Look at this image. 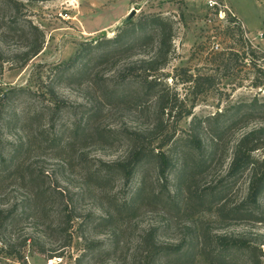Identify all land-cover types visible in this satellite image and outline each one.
<instances>
[{"label":"rangeland","instance_id":"374dc122","mask_svg":"<svg viewBox=\"0 0 264 264\" xmlns=\"http://www.w3.org/2000/svg\"><path fill=\"white\" fill-rule=\"evenodd\" d=\"M18 1L21 6L15 13L16 24L10 21L13 11L0 8V96L11 87L43 92L44 87L50 86L56 91V100L64 102V106L54 117L55 110L47 95L25 93L15 95L8 107L3 108L0 152L13 148L18 152L15 167L1 168L0 172V209L15 213L10 226L0 233V264H47L49 256L58 253L62 259L59 264H74V259L85 251V241L106 243L111 232H115L118 241L111 255L101 260L87 258L83 264H131L139 237L148 226L158 228V241L164 244L187 243L201 234L212 239L226 236L237 244L255 247L254 253L264 264V192L256 204L246 203L247 173L229 178L226 175L232 147L244 129L220 139L215 153L198 167L197 152L185 154L186 164H195L192 174L179 177L173 171L168 178L171 190L193 195L183 206L168 201L164 193L157 200L144 197L133 208L122 210L119 207L137 187V176L129 185L119 177L102 187L93 180L85 184V168L80 159L122 161L128 154L130 133L143 130L151 119L149 112L157 106L154 98L143 97L136 84L122 82L120 76L128 63L151 57L155 39L104 60L91 54L85 69L68 68L86 42L113 38L130 14L133 21L141 15L171 19L173 51L167 68L157 73L167 86L168 99L175 94L181 100L186 95L184 102L189 110L193 93L188 89L190 84L182 83L185 76L212 75L215 79L214 87L196 98L191 116L176 123L173 118L168 120L175 136L182 138L183 148L185 141L190 140L185 138L192 117L205 119L230 103L249 100L254 95L264 103V89L251 88L248 80H243L248 71L243 64L246 62L239 60V67L229 78L224 76L222 67L215 71L213 62L215 53L236 51L243 46V39L264 54V0H213L212 8L198 0ZM29 25L41 30L44 44L37 57L20 66L21 60L13 54L25 49ZM92 106L95 112L88 123L91 133L84 139L75 131ZM263 126L264 115L251 120L245 130ZM54 132L57 140L50 143ZM259 142L261 148L255 158L262 161L264 136ZM31 174L39 176L37 183L42 188L50 186L60 193L43 200L56 207L61 206L68 193L86 188L76 199L78 216L70 229V245L65 248L61 247L57 234L45 233L38 224L55 220L53 214L46 216L31 208L30 203H23L34 190L28 178ZM146 175L148 180L155 177L153 163L147 165ZM151 188L155 185L148 186V190ZM195 194H200L199 199ZM24 206L28 210L20 214ZM108 212H113V219L109 223L99 222ZM87 214L90 218L81 226ZM43 247L45 252L41 254L38 249ZM236 256V264L249 262L241 254ZM194 264L209 263L196 257Z\"/></svg>","mask_w":264,"mask_h":264},{"label":"trees","instance_id":"16d2710c","mask_svg":"<svg viewBox=\"0 0 264 264\" xmlns=\"http://www.w3.org/2000/svg\"><path fill=\"white\" fill-rule=\"evenodd\" d=\"M3 6L13 11L14 14L10 21L16 24L15 13L21 6L20 1L0 0V8ZM173 31L174 22L171 19L162 15H141L135 21L132 19L126 21L113 38L86 42L68 67H78V70H82L91 61V54L95 55L96 59L104 60L116 56L121 50L134 48L147 40L155 39L156 41L151 57L128 63L122 69L120 76L122 82L136 84L138 92L143 97L154 98L157 106L149 112L151 119L148 124L143 130L130 133L127 146L128 154L122 161L105 163L95 159H80L85 168V184H91L93 180L102 187L103 184H109L115 177H119L125 185H129L137 176V187L119 207L122 210L133 208L139 201H143L144 197L157 200L164 193L171 203L177 206L185 205L190 198H193V195L182 190L180 192L171 190L168 179L173 171H177L179 177L192 174L196 168L195 164L194 166L186 164L185 154L195 150L200 158L198 167L215 153L220 139H224L234 130H245L251 120L258 116L263 118L264 115V103H260L258 95H254L249 100L244 99L230 103L225 109L217 111L205 119L192 117L189 134L185 138L190 140L185 141L186 145L181 148L182 138L175 136V131L167 125L169 124L168 120L173 118L176 123L184 117L191 116V108L195 107L196 98L213 88L215 79L212 75L185 76L182 83L190 84L188 89L193 93L189 110L186 109L184 102L186 95L181 100L175 94L172 99H168V93L165 90L167 86L157 73L167 68L170 53L173 51ZM240 33L242 32L240 31ZM25 40V49L13 54L15 58L21 60L20 66L27 64L40 54L44 44V35L38 27L29 25ZM213 57L216 68L214 70L217 71L219 67H222L225 70L224 76L228 78L232 76L235 68L239 67V60L246 62L243 64L248 71L243 76V80H248L251 88L264 89V54L257 51L248 40L243 39V46L236 51H228L226 54L215 53ZM171 81H174L173 77ZM43 92L42 89L33 91L30 87H11L0 96V124L3 120L2 112L5 110L3 108L8 107L15 95L25 93L28 95L34 93L38 96L43 95V97L47 95L50 99L49 104L55 110L54 117H56L61 107L64 106V102L56 100L57 95L53 87L46 86ZM94 112L95 108L92 106V110L85 115L81 127L75 131L81 133L84 139H88L90 136L91 130L88 123ZM244 130L241 131L238 140L232 147L231 160L226 175L229 178L247 173L248 187L245 202L256 204L264 192V172L261 169L264 168V158L262 161L255 158V154L261 148L259 139L264 136V126ZM56 138V132H54L49 142L54 143ZM202 139L208 140L204 142ZM5 152H0V172L1 168H14L17 162V148ZM150 163H153L155 169V177L152 180H148L146 177V167ZM28 178L33 184L34 190L24 199L23 203H30L31 208L46 216L52 213L55 220L44 223L38 221V224L43 227L45 233L57 234L61 239L62 248L69 246L72 239L70 233L72 222L78 216L76 199L82 195L83 191H86V188L73 194L68 193L67 197L63 198L61 206L56 207L48 202L43 203V200L54 198L60 193L50 186L47 188L39 186L38 175L31 174ZM152 185H155V188L148 190V186ZM195 196L199 199L200 194H195ZM49 209L50 211H48ZM27 210L26 206L20 208V214H25ZM14 214L11 209H0V233L10 226ZM89 218L90 214L85 215L80 223L81 226ZM112 219L113 212H108L102 219H99V222L109 223ZM157 236V227L148 226L144 229L134 249L131 264H194L196 257H201L209 264H236L237 254L247 257L249 259L247 264H260L259 255L254 253L257 251L255 247L237 244L226 236H215L212 239L201 234L188 239L187 243L184 241L176 245L161 243ZM117 245L115 232H111L106 243L85 241V251L74 259V264H83L87 258L92 261L97 258L101 260L103 257H109ZM38 252L43 254L44 247L38 249ZM258 253L261 254V251L258 250ZM60 255L61 253H58L57 256ZM53 257H56L55 254L49 256V259ZM19 258L22 257L19 256Z\"/></svg>","mask_w":264,"mask_h":264},{"label":"built area","instance_id":"2783aa9c","mask_svg":"<svg viewBox=\"0 0 264 264\" xmlns=\"http://www.w3.org/2000/svg\"><path fill=\"white\" fill-rule=\"evenodd\" d=\"M204 2L206 5H208L210 8L214 6V1L213 0H198ZM62 261L60 256L53 257L51 259L47 260V264H59Z\"/></svg>","mask_w":264,"mask_h":264},{"label":"water","instance_id":"95a60500","mask_svg":"<svg viewBox=\"0 0 264 264\" xmlns=\"http://www.w3.org/2000/svg\"><path fill=\"white\" fill-rule=\"evenodd\" d=\"M132 16H133V14H130V15L128 16V20H130V19L132 18Z\"/></svg>","mask_w":264,"mask_h":264},{"label":"crops","instance_id":"0c3cea01","mask_svg":"<svg viewBox=\"0 0 264 264\" xmlns=\"http://www.w3.org/2000/svg\"><path fill=\"white\" fill-rule=\"evenodd\" d=\"M237 16H238V15H237ZM238 18L241 19L239 16H238ZM242 22H243V21H242ZM243 23H244V22H243ZM244 25H245V23H244ZM246 26H247V25H246ZM247 27H248V26H247ZM255 29H256V28H255ZM255 29H254V30H255Z\"/></svg>","mask_w":264,"mask_h":264}]
</instances>
